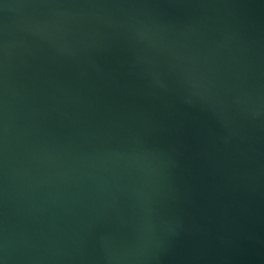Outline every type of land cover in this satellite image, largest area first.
<instances>
[{
	"label": "water",
	"instance_id": "water-1",
	"mask_svg": "<svg viewBox=\"0 0 264 264\" xmlns=\"http://www.w3.org/2000/svg\"><path fill=\"white\" fill-rule=\"evenodd\" d=\"M0 264H264V0H0Z\"/></svg>",
	"mask_w": 264,
	"mask_h": 264
}]
</instances>
